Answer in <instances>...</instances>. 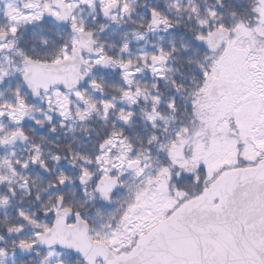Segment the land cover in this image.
<instances>
[{
    "label": "snow or ice",
    "instance_id": "1",
    "mask_svg": "<svg viewBox=\"0 0 264 264\" xmlns=\"http://www.w3.org/2000/svg\"><path fill=\"white\" fill-rule=\"evenodd\" d=\"M135 2L0 0V208L18 187L35 205L0 222V264H264V0H176L192 25L179 48L103 41ZM144 7L137 41L185 27ZM53 24L67 29L56 41L42 34ZM93 120L91 148L52 139ZM34 169L52 177L42 191Z\"/></svg>",
    "mask_w": 264,
    "mask_h": 264
},
{
    "label": "flooded vegetation",
    "instance_id": "2",
    "mask_svg": "<svg viewBox=\"0 0 264 264\" xmlns=\"http://www.w3.org/2000/svg\"><path fill=\"white\" fill-rule=\"evenodd\" d=\"M195 2V1H194ZM197 3V2H195ZM213 3V0H202L200 5L203 7L206 4L210 5ZM233 5L235 6V0H232ZM147 4L150 7H157V0H136L134 7L135 9H143L145 8L144 5ZM187 13V12H186ZM83 18L86 20V22L90 25H92L93 27L98 26L99 24L103 23L104 21H102L101 19H97L95 22H93L92 17L96 15V13H91L90 15V10L89 9H85L83 12ZM188 16V13H187ZM134 17V15L132 16V18ZM31 31L40 32V27L39 26H35L31 29ZM56 32H59L61 35H66L67 34V29L61 25H52L51 26V31H45L44 33H42L45 36L49 37L50 41H56L58 38L56 36ZM153 36V34H152ZM128 38V33H127V19L121 23V25H116L113 24L106 32L101 34V39L103 41H106L108 43H112V42H116V43H120L121 41L127 40ZM36 46L38 47V42H35ZM133 52H136L138 49L134 48L132 49ZM171 67L173 68H179L181 72L185 71V68L182 67V64L179 65H171ZM107 75V79L110 82H117L118 81V73H108ZM141 80H151V76L149 73H145L144 76L140 77ZM16 85V80L13 79L10 82V86L11 87H15ZM0 91H4V89L0 88ZM109 94H112L111 91L109 92ZM161 94L167 96L168 95V91L166 89L163 88V86L161 87ZM6 98H7V93H5ZM37 115L39 116V114L37 113ZM42 118V117H40ZM5 123H7V121H5ZM138 131L140 132V134L142 136H146L148 134V131L145 130V126L143 124L142 120H138ZM102 122H97L95 120L89 122L87 128L85 130H81V125L73 123L72 125H70L69 127L74 128L75 131H69V128L66 127L65 129H63V131L61 133L58 134L57 138L56 136H53L52 139L56 140V143L60 144L63 146V151H68V146L71 145L72 148H76V149H84V148H91L92 147V141L96 139L97 133L99 134H103L104 129L101 127ZM30 126V125H29ZM40 134H47V129H42L40 131H38L36 134V136H39ZM49 148L52 151H55V147L54 146H49ZM49 148H46L45 151H48ZM14 150L18 156H26L27 155V151L29 150V146L27 144H23V143H18L14 146V148L12 149ZM66 170L69 171V173L73 176L76 175L75 170L73 169H69L66 167ZM56 171H59V169H57ZM0 174L2 173V170H0ZM32 180H35V184L31 185L32 187V191L33 192H37V191H42L43 189L47 188V183L48 181L52 178V177H48V176H43L42 173H40L39 170H31L30 173L28 174ZM40 177V178H38ZM14 184H18V183H22V181H19V178H13ZM76 188V185H69L67 191L69 193H71V191H73ZM0 195H4V192L2 190H0ZM21 201H23V205L24 207L29 208L30 210H35V205L30 203L24 196H23V192L19 189L18 187V191H17V198L15 201L12 202V205L10 207H8L7 209L4 208H0V222H2L5 219H8L9 221L14 220L15 218V208L21 204ZM5 213H7V216H5ZM2 226H0V231H2ZM28 233H26L27 235ZM9 264H11V261H9ZM18 264H19V258H18ZM25 264H27V261H25Z\"/></svg>",
    "mask_w": 264,
    "mask_h": 264
},
{
    "label": "trees",
    "instance_id": "3",
    "mask_svg": "<svg viewBox=\"0 0 264 264\" xmlns=\"http://www.w3.org/2000/svg\"><path fill=\"white\" fill-rule=\"evenodd\" d=\"M197 2V4L200 5L202 0H194ZM176 0H157V7H159L162 11L167 12L169 15L172 16H182L183 19L181 20V23L185 26L182 27L181 29L174 31V32H163L162 35L156 38V40H153L152 34H149L147 37L146 41L141 42V47L145 48L152 46L153 45H164L168 46L170 41H174L176 43V46L179 48L182 43H186L187 39L181 40V35L185 33V28H191V23L187 19V13L186 12H181L177 13L176 9L174 7H171ZM184 4H187V0H183ZM147 17V8L145 7L142 11V9L136 8V12L134 13V17L131 18V20H127V33H128V38L127 41L131 43L132 49L134 48H140L138 45H136V40L135 36L132 34L134 30L138 28V24L140 23H145L147 22L146 20ZM136 21V24H133L132 21ZM140 31H144L143 29H140ZM163 37V39H161ZM144 42V43H143ZM183 62L181 60H177L176 64L174 65H179L182 64Z\"/></svg>",
    "mask_w": 264,
    "mask_h": 264
},
{
    "label": "rangeland",
    "instance_id": "4",
    "mask_svg": "<svg viewBox=\"0 0 264 264\" xmlns=\"http://www.w3.org/2000/svg\"><path fill=\"white\" fill-rule=\"evenodd\" d=\"M162 34H163V31H160V32H157V33L153 34V40H154V39L156 40V38L159 37V36L162 35ZM135 40H136V38H135ZM141 42H142V41H137V40H136V43H135V44L138 45V47H140V48H137V49H146V50H148V51H152V50H154L153 48H151L152 46H150V47H148V48H147V47L145 48V46H144V47H141V45H142ZM143 43H144V42H143Z\"/></svg>",
    "mask_w": 264,
    "mask_h": 264
}]
</instances>
